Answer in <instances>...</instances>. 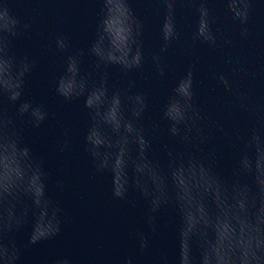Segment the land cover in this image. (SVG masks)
<instances>
[{
	"label": "water",
	"instance_id": "95a60500",
	"mask_svg": "<svg viewBox=\"0 0 264 264\" xmlns=\"http://www.w3.org/2000/svg\"><path fill=\"white\" fill-rule=\"evenodd\" d=\"M142 24L141 46L144 63L140 69L125 73L119 66L95 69L94 58L87 55L99 20V0H0L18 21L15 38L9 37V54L17 60L25 57L35 68L25 77L21 101L10 103L0 96V116H15L19 104L28 101L42 105L49 113L38 128L17 117L25 144L34 155L43 158L51 176L49 194L61 208V232L48 241L28 245L30 228L15 235L21 249L18 264H160L167 250L174 259V230L171 210L157 217L159 230L152 235L146 226L147 205L130 191L127 201L112 196L108 173H97L84 151V135L89 123L83 98L64 101L55 92L66 55L83 52L82 74L98 80L108 76L109 91L125 95L142 94L146 111L140 121L150 141V156L166 163V154H193L205 158L225 177H230L238 151V135L264 120V0H248L245 22L235 19L229 0H128ZM173 15L177 38L166 51L161 29L165 18ZM209 13V26L215 37L213 46L194 41L200 12ZM29 25L25 30L24 25ZM58 37L68 41V51L59 52ZM158 56L159 63L152 57ZM164 75H159V69ZM191 72L193 110L201 119L189 133L191 143L170 137V123L162 119L164 105L178 82ZM184 129H182V133ZM201 137L204 142L201 143ZM67 141L69 147L61 150ZM56 181L63 183L62 190ZM143 231L149 248L141 254L135 233Z\"/></svg>",
	"mask_w": 264,
	"mask_h": 264
},
{
	"label": "clouds",
	"instance_id": "9594fccd",
	"mask_svg": "<svg viewBox=\"0 0 264 264\" xmlns=\"http://www.w3.org/2000/svg\"><path fill=\"white\" fill-rule=\"evenodd\" d=\"M99 20L87 55L94 58L95 69L119 66L125 73L140 69L144 63L141 46L142 24L128 0H99ZM228 8L242 23L248 18V0H229ZM194 41L210 46L216 40L209 26V13L199 9ZM18 21L7 10H0V96L16 104L21 101L25 77L35 68L27 57L17 60L9 54V37L15 38ZM28 30L29 25H24ZM164 47L177 38L171 8L161 29ZM60 53L68 51V41L58 37ZM83 52L66 55L62 74L55 83L56 94L64 101L83 98L89 123L84 135V151L97 173H108L112 196L127 201L136 192L147 205L145 222L156 235L158 215L171 209L174 230V259L171 264H264V120L238 135V151L230 177L221 175L199 155L168 151L166 163L150 156V141L140 123L146 101L142 94L110 92L108 76L98 80L82 74ZM159 63V57L153 56ZM164 75V69H159ZM191 72L173 89L163 107L162 119L170 123V137L191 143L190 132L200 129L199 113L193 110ZM27 116L26 123L40 127L49 113L42 105L24 101L15 116H0V264H18L21 249L15 235L30 228L28 245L57 237L61 232V208L49 194L51 176L43 158L33 154L25 144L17 117ZM182 129L184 132L182 133ZM204 138L201 137V143ZM67 141L61 150L68 149ZM62 190L63 183L56 181ZM139 251L149 248L143 231L135 233ZM60 264H68L63 260ZM126 264H133L129 257ZM160 264H170L168 251L161 254Z\"/></svg>",
	"mask_w": 264,
	"mask_h": 264
}]
</instances>
